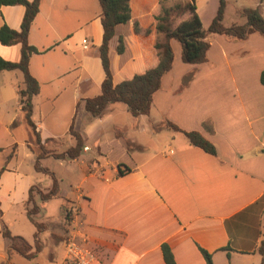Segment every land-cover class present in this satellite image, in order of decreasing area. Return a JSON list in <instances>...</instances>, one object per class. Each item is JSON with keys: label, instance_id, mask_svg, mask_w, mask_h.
Segmentation results:
<instances>
[{"label": "crops", "instance_id": "crops-1", "mask_svg": "<svg viewBox=\"0 0 264 264\" xmlns=\"http://www.w3.org/2000/svg\"><path fill=\"white\" fill-rule=\"evenodd\" d=\"M150 2L130 0L131 19L116 29L128 33L127 45L137 53L118 65L120 57L113 52L116 44L113 51L110 46L114 38L117 43V35L109 41L114 83L144 70L146 56L133 23L140 20ZM217 4L218 0L215 11ZM257 5L264 16V0ZM23 12L20 4L1 5L0 26L5 23L19 29ZM92 27L102 34L98 0H41L28 33V42L37 49L29 58V71L39 83V92L32 98L36 130L42 142L64 140L69 135L70 146L74 143L69 134L73 122L84 141L81 154L89 150L88 129L101 128L111 109L109 106L101 117L86 114L83 128L75 120L82 99L97 95L103 79L97 52L101 36L93 51H87L88 41L81 37ZM19 55V44L0 43V57L17 61ZM118 74L121 76L116 77ZM165 75L152 103L164 90ZM22 86L19 70H0V210L9 228L14 220L11 210L17 204L24 207L28 188L36 185L45 191L50 187L31 183L23 172L22 159L18 160L21 143L31 153L36 171L28 136L19 143L13 131L23 121L18 97ZM213 109L174 108L178 119L168 113L172 109L162 108L159 122L167 118L184 130L199 131L215 146L214 155L174 130L144 155L138 154L142 148L130 154L118 136L107 155L99 138L93 140L97 152L105 154L103 162L94 157L80 160V172L69 173V190L63 195L74 202L69 208L75 210L67 237L86 241L94 254L89 264H165L163 243L169 246L175 264H206L200 248L211 255L212 264H264V255L258 251L264 239V108ZM14 120L17 124L12 128ZM205 122L212 125V132L206 130ZM115 150L118 154L111 155ZM81 154L69 160L78 162ZM55 245L63 255V243ZM3 258L0 234V261Z\"/></svg>", "mask_w": 264, "mask_h": 264}, {"label": "rangeland", "instance_id": "rangeland-1", "mask_svg": "<svg viewBox=\"0 0 264 264\" xmlns=\"http://www.w3.org/2000/svg\"><path fill=\"white\" fill-rule=\"evenodd\" d=\"M150 1L148 8L143 10V15L140 16V20L135 21L138 22L139 38L141 40L143 54L146 56L145 59L147 62L153 63L155 58V52L152 48L155 39V21L153 14L160 10L162 4H160L159 0ZM176 1L182 0H169L163 2V5H170ZM194 1L202 25L204 28H207L213 12L215 11L217 0ZM257 3L258 0H227L224 16L221 21L222 24L224 26H229L232 23L243 24L245 18L238 14V9L241 7H253ZM185 16L186 15L182 16V18ZM148 29L149 31H147ZM127 35L128 33L126 32L124 38L128 41L130 39L126 38ZM100 36L101 32L98 29L96 30L93 27L91 29H86L81 37L88 41L85 45L87 51L94 50L96 43L100 41ZM207 39L211 44L207 53L208 60L197 64L183 62L180 57L179 42L175 39L171 41L173 48L172 67L163 79L164 90L156 95L157 102L155 101V103L151 104L149 114L133 116L127 110L124 103L114 102L110 105L111 109L108 111L109 118L105 119L101 128L99 127L96 131L94 127L91 130L88 129V134L85 136L87 137L89 150L81 154V159H79L78 162L69 159H57L52 156L44 157L40 160L41 165L47 167L54 173L58 179L60 191L63 192V194L59 193L57 197L51 198L40 204L41 207L39 212L33 214L37 221L45 224V230L39 233V238L43 247L38 252L37 256L31 260L14 252L8 257L4 251V258L0 261V264L8 262L10 264H54L61 260L62 250L55 244L63 243L66 236L69 234L68 226L72 218H74L75 212L74 209L69 208V205H73L74 202L69 199L66 200L63 196L69 190V183L71 181L69 173L80 172L79 163L82 159L94 157L97 158L100 163L103 162L105 154L100 155L97 152V142L93 144V140L96 137L99 138L100 141L98 142H100V146H102L107 155V153H109V145L111 147L116 143L115 141L118 138L115 133L118 132L120 134L123 131L125 137L135 144H139L142 150H144L138 152V154L144 155L148 153L149 149L156 147L173 133L171 129L167 128H162L158 131H154L151 128V123L158 124L162 115H164L161 110L162 108L172 109V112L168 113H170V115L172 113L173 117H178V119L179 115L173 112L174 108H204V111L214 108V112H219L222 108H264V84L259 81L260 73L264 70V37L254 32L246 39L232 40L224 35L210 33ZM115 44L116 39L114 38L110 42L112 51L113 45ZM128 48L130 57L133 53H137L136 48L133 47L131 49L129 46ZM113 52L115 53V51ZM110 55L113 54L111 53ZM117 62L119 63L120 61L117 60ZM118 65H120V63ZM119 76H121V74H118L116 77ZM116 77L115 79H119ZM190 78L193 79L192 83L185 86V83L187 84ZM36 108L34 117L38 120L39 115ZM86 114L88 113L85 112L81 104L77 109L75 120L77 123H81L80 125L82 128L86 125L85 122H87L86 120L88 117L86 116L88 115ZM96 127L97 126H95V128ZM13 131L19 143L23 142L28 136L27 140L32 148L37 149L31 137V133L23 121L16 126ZM69 137L70 136L67 135L64 140L61 138L55 139V142L46 140L45 146L49 150L57 152L63 151L71 143ZM25 152L28 151H26V148L20 143L17 147V156L18 160L22 159V169L23 172L26 173L28 180H30L31 183L40 185L42 188L51 186V175L45 172L35 171L33 169V157L31 153L28 152V157H25ZM134 152L137 153V150H129L130 154ZM115 154H118L117 150L111 155ZM32 194L34 200L39 205L40 199L35 190H33ZM63 205L69 208L68 217H65V212L62 209ZM26 207L30 208L31 203L25 202L24 207L17 204L12 208L11 217H13L14 220H12L13 225L10 229L14 234L23 236L32 244L35 227L26 216ZM7 215L10 214L7 212ZM53 252L55 258H53Z\"/></svg>", "mask_w": 264, "mask_h": 264}, {"label": "trees", "instance_id": "trees-1", "mask_svg": "<svg viewBox=\"0 0 264 264\" xmlns=\"http://www.w3.org/2000/svg\"><path fill=\"white\" fill-rule=\"evenodd\" d=\"M40 1L0 0V6L20 4L24 7L19 29H13L5 23L0 26L1 44L20 45V55L17 61L6 60L0 57V70L17 69L22 73L23 86L18 89L20 111L37 149H33L28 140L27 146L35 153L34 168L36 171L48 173L52 177L51 186L45 191L36 185L28 188L26 202L31 203V207H26V216L35 227L32 244L23 236L12 233L9 226L1 217L0 210V234L3 239L4 251L8 257L14 252L24 256L28 260L34 259L42 249L43 245L39 238V233L45 230V224L37 221L33 214L39 212L40 204L57 197L60 193L58 179L47 167L40 165V159L48 156L57 159H75L81 154L84 147V141L80 133L74 128L72 122L69 126V134L74 138V143L60 152L47 149L45 146L47 139L44 142L41 141L40 132L36 130V125L32 119V98L39 92V83L29 71L30 55L37 52V49L28 42V33L32 21L39 10ZM166 1L169 0H159L160 4H162L160 10L153 14L155 21V39L152 44L155 52L153 63H148L144 59L143 72L135 73L130 78L114 83L113 68L109 54V41L114 35H117L115 52L120 57V64L130 57L129 48L124 38L126 33H119L116 30L118 25H126L131 19L130 0H98L102 34L101 42L97 46V52L103 70V79L100 84V92L97 95L82 99L83 107L90 117H101L114 102L124 103L127 110L133 116L149 114L153 95L161 88L163 76L172 67L173 48L171 41L173 39L179 42L181 60L185 63L197 64L207 61V52L210 47L207 36L210 33L224 35L227 38L236 40L246 39L254 32L264 37V16L258 5L238 9V14L245 18L243 24L232 23L229 26H224L221 21L224 16L227 0H218L215 14L207 28H204L197 14L194 0L176 1L165 6L163 2ZM184 15L186 16L182 18ZM133 28L135 32H138L137 21L133 23ZM260 82L264 84V70L260 73ZM16 124L17 122L14 120L10 126L13 128ZM203 125L207 131H213L211 124L205 122ZM151 128L154 131L162 128L179 131L187 138L190 144L200 147L209 154L214 155L216 153L213 143L199 131L184 130L167 118L158 124L151 123ZM116 135L122 139L127 149L142 148L139 144L126 139L122 133ZM2 169H0V173ZM33 190H35L40 199V206L34 200ZM62 209L65 212V217H68L69 208L63 205ZM200 250L206 264H212L211 255L203 248H200ZM161 251L165 264H175L172 252L166 243L161 245ZM258 251L261 255H264V239L261 240Z\"/></svg>", "mask_w": 264, "mask_h": 264}, {"label": "built area", "instance_id": "built-area-1", "mask_svg": "<svg viewBox=\"0 0 264 264\" xmlns=\"http://www.w3.org/2000/svg\"><path fill=\"white\" fill-rule=\"evenodd\" d=\"M94 254L85 240L66 237L63 241V255L59 262L54 264H89Z\"/></svg>", "mask_w": 264, "mask_h": 264}]
</instances>
